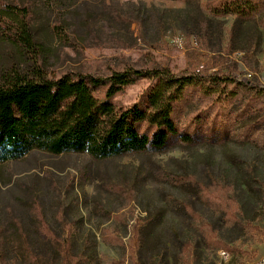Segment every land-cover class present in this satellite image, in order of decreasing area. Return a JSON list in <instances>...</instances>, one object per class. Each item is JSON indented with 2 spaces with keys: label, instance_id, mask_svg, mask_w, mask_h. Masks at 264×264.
I'll return each instance as SVG.
<instances>
[{
  "label": "rangeland",
  "instance_id": "rangeland-1",
  "mask_svg": "<svg viewBox=\"0 0 264 264\" xmlns=\"http://www.w3.org/2000/svg\"><path fill=\"white\" fill-rule=\"evenodd\" d=\"M128 70L196 78L174 106L178 136L162 151L0 163V264L264 258V0H0L2 80ZM156 84L113 101L145 106Z\"/></svg>",
  "mask_w": 264,
  "mask_h": 264
},
{
  "label": "trees",
  "instance_id": "trees-1",
  "mask_svg": "<svg viewBox=\"0 0 264 264\" xmlns=\"http://www.w3.org/2000/svg\"><path fill=\"white\" fill-rule=\"evenodd\" d=\"M143 78L157 81L144 97L146 105L117 106L116 94ZM196 85L193 76L161 70L115 72L106 80L22 74L0 78V163L34 151L85 153L99 160L162 151L178 136L175 104L187 87ZM104 87L100 98L96 90ZM258 93L264 97V91Z\"/></svg>",
  "mask_w": 264,
  "mask_h": 264
},
{
  "label": "built area",
  "instance_id": "built-area-1",
  "mask_svg": "<svg viewBox=\"0 0 264 264\" xmlns=\"http://www.w3.org/2000/svg\"><path fill=\"white\" fill-rule=\"evenodd\" d=\"M221 253H222V255H226L225 252H221ZM249 264H264V258H260L254 262L249 263Z\"/></svg>",
  "mask_w": 264,
  "mask_h": 264
}]
</instances>
